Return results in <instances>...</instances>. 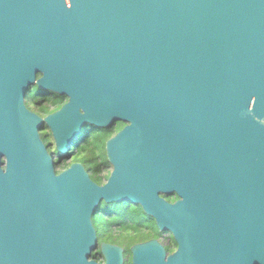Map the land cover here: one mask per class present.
I'll list each match as a JSON object with an SVG mask.
<instances>
[{"label": "water", "instance_id": "water-1", "mask_svg": "<svg viewBox=\"0 0 264 264\" xmlns=\"http://www.w3.org/2000/svg\"><path fill=\"white\" fill-rule=\"evenodd\" d=\"M35 86L68 101L43 118ZM118 122L104 186L58 172L88 125ZM123 202L179 244H136L132 264H220L223 216L264 264V0H0V264H100L99 206Z\"/></svg>", "mask_w": 264, "mask_h": 264}, {"label": "trees", "instance_id": "trees-1", "mask_svg": "<svg viewBox=\"0 0 264 264\" xmlns=\"http://www.w3.org/2000/svg\"><path fill=\"white\" fill-rule=\"evenodd\" d=\"M33 90L34 94L27 96V107L32 108L31 105L35 104L38 106L36 111L43 116L59 109L66 99L63 96L54 94L53 98L47 99V103H44L40 95H37V93H41L37 86H35ZM125 126L126 124L118 122L114 123L103 132H98L95 127L88 125L78 139L75 148H72L68 153V155L71 154L70 160L63 157V160L57 164L58 172L60 173L68 169L73 163H81L89 173L91 179L95 183L103 185L110 177L112 171V167L107 158L106 144ZM41 138L51 152V134L47 131L43 132ZM166 198L168 201H172L171 196ZM99 210L105 213L107 212V214L115 217V219L112 220V224L119 223L122 226L121 229L124 234L122 237L130 239V237L137 234L142 236L140 239L134 238L132 241L130 240L126 245L123 244L125 247V264H132L131 248L134 245L157 239L162 235L156 222L151 217L147 216L139 205H134L129 202L113 204L102 203L99 206ZM110 221L111 220H109V222ZM112 224H110V226ZM168 243L169 242L164 239V244ZM166 246L167 250L170 251V247L168 245Z\"/></svg>", "mask_w": 264, "mask_h": 264}, {"label": "flooded vegetation", "instance_id": "flooded-vegetation-1", "mask_svg": "<svg viewBox=\"0 0 264 264\" xmlns=\"http://www.w3.org/2000/svg\"><path fill=\"white\" fill-rule=\"evenodd\" d=\"M37 95H40V97L42 98L44 103H47V99H50V98L54 97L53 93H48V92L37 93ZM67 101L68 100L65 99V101L63 102L61 107L59 109L53 111L50 114H53V113L57 112L58 110H60L62 108V106L67 103ZM31 107L32 108H29L31 111L37 113L38 115H40L43 118H45L46 116L50 115V114H48V115L43 116V115L39 114L36 111L38 109V106H36L35 104L31 105ZM45 130L50 133V131L48 129H43L41 134L43 132H46ZM50 149H51V147H50ZM54 152H56V148H55L54 151H51L50 153L54 154ZM55 159H56L55 161L57 162L59 160L58 156H55ZM61 160H63V159H61ZM107 181L108 180H106L104 182V184L100 185V186H104L107 183ZM171 197H172V201L171 202L169 201V202L172 203V204L176 203L179 200V198L177 197L176 194L172 195ZM164 198L167 199L166 196H164ZM99 211H100V215H102V218H105L107 221L115 219L114 216L107 214V212L105 213V212H103L101 210H99ZM101 219L99 221H101ZM250 221L252 222V220H250ZM221 223H222V229H223L222 230V247H223V250H222V256L220 258L219 263L220 264H243L240 256H238V253H237V245H238V242H239V239H240V236H239L237 231H238V229H240L239 228V226H240V218L239 217L237 219H236V217L226 218L225 216H223V218L221 220ZM117 224H119V223H113L111 225L112 230L109 231V232H112L114 234H119L121 236L124 235L123 234V230L121 229L122 227H117ZM253 225L251 227H253ZM94 226H95V224H94ZM95 229L97 231V248L92 253L91 260H94L97 263L103 264L104 260H103V256H102V253H101V245H103V244L115 245V246L123 248L124 249V257H125V247L123 245L124 243H122L121 245L114 244V243L108 241L106 238H104L99 233V231H98L96 226H95ZM164 239L167 240L169 243L168 244H164ZM155 240H158L166 248V250H167V246L166 245H168L170 247V251L167 250L169 255H174V254H176L178 252L179 244H178V242H177V240H176V238H175V236L173 234L162 233V235H160ZM245 264H253V263L250 260V261L246 262Z\"/></svg>", "mask_w": 264, "mask_h": 264}, {"label": "rangeland", "instance_id": "rangeland-1", "mask_svg": "<svg viewBox=\"0 0 264 264\" xmlns=\"http://www.w3.org/2000/svg\"><path fill=\"white\" fill-rule=\"evenodd\" d=\"M30 94H34V90L32 89L30 92H29V95ZM105 129H101L99 130L98 132H103ZM46 131V130H45ZM50 144H51V149L52 151L55 150V145H54V142L53 140L51 139L50 141ZM77 142L75 143V145L73 146V148H75ZM73 159V158H72ZM71 159V160H72ZM87 162V161H86ZM102 215L98 214L96 217H95V221H94V224L95 226L97 227L99 233L104 237L106 238L108 241L114 243V244H117V245H121L122 243H124V245H126L130 240L132 241L134 238H138L140 239L142 236L140 234H137L133 237H130L129 238H126V237H122L121 235L119 234H114L112 232H109L112 230V227L110 226V224H112V220L109 222L107 221L105 218H102ZM101 219V221H99ZM117 227H122L121 225L117 224Z\"/></svg>", "mask_w": 264, "mask_h": 264}, {"label": "clouds", "instance_id": "clouds-1", "mask_svg": "<svg viewBox=\"0 0 264 264\" xmlns=\"http://www.w3.org/2000/svg\"><path fill=\"white\" fill-rule=\"evenodd\" d=\"M55 163H56V161H55Z\"/></svg>", "mask_w": 264, "mask_h": 264}, {"label": "bare ground", "instance_id": "bare-ground-1", "mask_svg": "<svg viewBox=\"0 0 264 264\" xmlns=\"http://www.w3.org/2000/svg\"><path fill=\"white\" fill-rule=\"evenodd\" d=\"M161 233V232H160Z\"/></svg>", "mask_w": 264, "mask_h": 264}]
</instances>
